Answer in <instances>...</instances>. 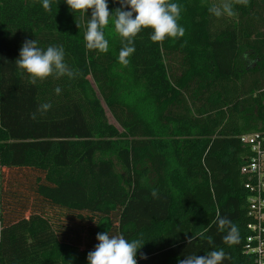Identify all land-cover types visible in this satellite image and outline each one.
Wrapping results in <instances>:
<instances>
[{
  "label": "trees",
  "instance_id": "trees-1",
  "mask_svg": "<svg viewBox=\"0 0 264 264\" xmlns=\"http://www.w3.org/2000/svg\"><path fill=\"white\" fill-rule=\"evenodd\" d=\"M170 2L184 36L153 42L142 29L124 65L114 14L102 53L86 48L91 10L0 0V264H88L104 232L141 239L137 264L213 250L220 264H251L241 137L264 131V0L219 18L209 8L220 0ZM26 40L63 46L78 74L32 84L15 62ZM218 217L236 226L234 241Z\"/></svg>",
  "mask_w": 264,
  "mask_h": 264
},
{
  "label": "clouds",
  "instance_id": "clouds-1",
  "mask_svg": "<svg viewBox=\"0 0 264 264\" xmlns=\"http://www.w3.org/2000/svg\"><path fill=\"white\" fill-rule=\"evenodd\" d=\"M72 12L87 14L91 10V17L87 21L84 35L86 48L106 53L109 42L105 38L104 29L109 25L110 17L114 14L115 32L122 38L119 52V62L127 65L128 58L135 52L134 37L142 29H151L150 36L153 42H163L166 38L183 37L185 29L178 23L181 16V6L170 0H119L120 7L113 12L109 11L108 0H65ZM234 4L247 5L248 0H220L219 4H213L209 12L217 18L222 16L232 17L236 13ZM43 8L51 11L50 0H42ZM130 9V10H125ZM78 28L80 27L77 24ZM18 68L24 70L30 77V82L36 84L48 77L57 79L67 76L74 78L78 73L65 63L63 46H48L46 50L38 47L36 40H26L19 52V58L15 61ZM60 94L61 88L55 90ZM50 103L40 105L37 111L44 114L51 109ZM36 118V113L32 114ZM153 197L157 196V190H153ZM218 226L221 230L228 228L229 232L224 237L226 242L236 239L237 228L227 217H218ZM98 244L95 250L87 255L88 264H137V253L144 246L141 239L131 242L123 235L110 236L108 232L98 233ZM212 243V238H208ZM190 242V239H189ZM223 250H213L207 255H188L178 264H220L224 259ZM141 259H147L141 255Z\"/></svg>",
  "mask_w": 264,
  "mask_h": 264
},
{
  "label": "built area",
  "instance_id": "built-area-1",
  "mask_svg": "<svg viewBox=\"0 0 264 264\" xmlns=\"http://www.w3.org/2000/svg\"><path fill=\"white\" fill-rule=\"evenodd\" d=\"M250 146L251 156L242 167L250 176L248 183V236L244 254L252 258L251 264H264V131H256L241 137Z\"/></svg>",
  "mask_w": 264,
  "mask_h": 264
},
{
  "label": "rangeland",
  "instance_id": "rangeland-1",
  "mask_svg": "<svg viewBox=\"0 0 264 264\" xmlns=\"http://www.w3.org/2000/svg\"><path fill=\"white\" fill-rule=\"evenodd\" d=\"M108 110V109H107ZM108 117L112 122H115V120L113 119L112 115L110 114V112L108 111Z\"/></svg>",
  "mask_w": 264,
  "mask_h": 264
},
{
  "label": "crops",
  "instance_id": "crops-1",
  "mask_svg": "<svg viewBox=\"0 0 264 264\" xmlns=\"http://www.w3.org/2000/svg\"><path fill=\"white\" fill-rule=\"evenodd\" d=\"M0 236H1V226H0Z\"/></svg>",
  "mask_w": 264,
  "mask_h": 264
}]
</instances>
